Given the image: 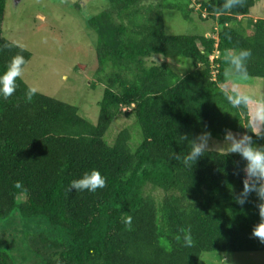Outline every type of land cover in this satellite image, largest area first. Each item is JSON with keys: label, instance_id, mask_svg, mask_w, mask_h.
<instances>
[{"label": "trees", "instance_id": "obj_1", "mask_svg": "<svg viewBox=\"0 0 264 264\" xmlns=\"http://www.w3.org/2000/svg\"><path fill=\"white\" fill-rule=\"evenodd\" d=\"M104 1L86 19L104 85L97 124L41 93L29 101L22 77L12 96L0 95V264H215L207 261L214 257L226 264L225 254L264 252L252 235L264 201L256 193L243 206L235 200L248 161L206 150L193 167L183 164L197 134L234 132L263 150L254 105L227 99L237 79L264 80V19L249 17L256 0ZM7 2L0 0V75L17 54L23 69L31 59L3 34ZM166 10L213 25L168 35ZM243 49L252 52L242 61L246 80L227 59ZM157 55L189 61L190 70L176 73L153 62ZM118 117L133 125L109 143L105 135ZM137 126L142 141L133 147ZM93 169L107 178L104 188L69 190Z\"/></svg>", "mask_w": 264, "mask_h": 264}, {"label": "rangeland", "instance_id": "obj_2", "mask_svg": "<svg viewBox=\"0 0 264 264\" xmlns=\"http://www.w3.org/2000/svg\"><path fill=\"white\" fill-rule=\"evenodd\" d=\"M105 8L104 0H8L2 24L4 36L31 54L23 69V81L30 88L35 87L38 93L75 106L79 115L94 125L98 121V104L104 85L98 81L95 40L86 19ZM249 17L264 19V0H256ZM164 25L168 35H191L210 31L213 24H200L194 16L192 21H186L181 13L166 10ZM153 58V62H165L180 74H185L191 67L189 61L181 58L161 55ZM237 80L232 82L230 88L235 86L240 92L252 96L253 101L264 103V80L252 79L249 84ZM128 125L132 126L133 121L118 117L106 133L105 140L113 143L119 132ZM137 132L139 141L135 144L132 139L130 146L136 147L142 141L139 128ZM243 138V135L234 132L215 138L197 134L196 145H202L206 150L228 153L232 144ZM225 256L228 257L226 264H264V252ZM207 261L224 264L216 257Z\"/></svg>", "mask_w": 264, "mask_h": 264}, {"label": "clouds", "instance_id": "obj_3", "mask_svg": "<svg viewBox=\"0 0 264 264\" xmlns=\"http://www.w3.org/2000/svg\"><path fill=\"white\" fill-rule=\"evenodd\" d=\"M236 3L242 6L243 0H236ZM224 7L231 9L232 4H225ZM4 47L7 46L5 45ZM251 56V49H243L227 57L231 65L235 66V69L239 73L237 77L240 79L246 80L248 78V72L244 69L242 61L245 57ZM25 63L23 55L17 54L9 62L4 74L0 75V95L3 98L7 99L16 91V80L18 77H22V65H25ZM36 92L37 89L35 87L29 88L26 93L27 99L31 101ZM232 92L235 93V96L228 95L227 99L233 105H239L241 101L246 105H254L251 107V119L254 122L253 127L257 131H264V103L254 102L252 96L240 92L235 86L232 88ZM180 138L183 141L186 139V136H180ZM229 151L240 153L242 158L248 161L245 169L247 175L244 180V187L240 196L235 197L236 203L243 206L248 202V197L252 193H256L259 199L264 201V150L252 146L251 137H245L240 142H234ZM205 152L206 149L202 145L192 146L190 151L183 157L184 166L187 168L193 167L204 156ZM106 179L99 170L93 169L91 172L85 173L81 179L71 181L69 190L74 188L79 191L87 190L88 192L95 193L97 189H102L106 186ZM17 186L19 187V185ZM259 215L261 221L253 228L252 235L264 243V203L259 205ZM131 221V216H128L125 223L131 225ZM185 242L189 245L191 244V237L189 235H185Z\"/></svg>", "mask_w": 264, "mask_h": 264}]
</instances>
